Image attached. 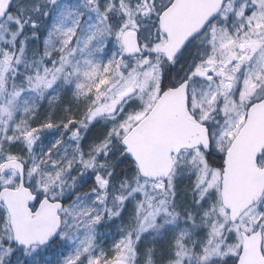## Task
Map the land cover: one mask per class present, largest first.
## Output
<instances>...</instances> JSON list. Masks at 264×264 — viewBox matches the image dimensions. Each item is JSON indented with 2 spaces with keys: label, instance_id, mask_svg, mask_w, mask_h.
Wrapping results in <instances>:
<instances>
[{
  "label": "snow or ice",
  "instance_id": "snow-or-ice-1",
  "mask_svg": "<svg viewBox=\"0 0 264 264\" xmlns=\"http://www.w3.org/2000/svg\"><path fill=\"white\" fill-rule=\"evenodd\" d=\"M0 264H264V0H0Z\"/></svg>",
  "mask_w": 264,
  "mask_h": 264
}]
</instances>
